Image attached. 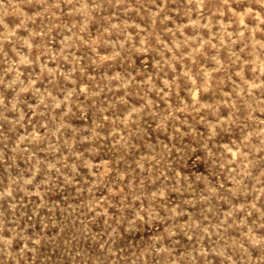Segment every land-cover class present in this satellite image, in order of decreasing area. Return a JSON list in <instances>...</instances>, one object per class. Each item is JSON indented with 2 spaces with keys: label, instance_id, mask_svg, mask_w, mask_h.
I'll list each match as a JSON object with an SVG mask.
<instances>
[{
  "label": "clouds",
  "instance_id": "9594fccd",
  "mask_svg": "<svg viewBox=\"0 0 264 264\" xmlns=\"http://www.w3.org/2000/svg\"><path fill=\"white\" fill-rule=\"evenodd\" d=\"M0 264H264V0H0Z\"/></svg>",
  "mask_w": 264,
  "mask_h": 264
}]
</instances>
